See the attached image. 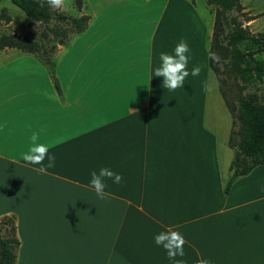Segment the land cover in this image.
Segmentation results:
<instances>
[{"label": "crops", "instance_id": "obj_1", "mask_svg": "<svg viewBox=\"0 0 264 264\" xmlns=\"http://www.w3.org/2000/svg\"><path fill=\"white\" fill-rule=\"evenodd\" d=\"M197 1L97 0L102 19L54 55L61 94L35 55L0 52V218L14 222L15 264H175L154 240L167 230L185 238L184 264H264V166L226 194L230 120L222 144L206 107L215 14ZM182 39L201 72L168 90L154 71ZM33 132L56 158L47 174L22 158ZM105 167L123 180L105 179L102 200L90 180Z\"/></svg>", "mask_w": 264, "mask_h": 264}, {"label": "trees", "instance_id": "obj_2", "mask_svg": "<svg viewBox=\"0 0 264 264\" xmlns=\"http://www.w3.org/2000/svg\"><path fill=\"white\" fill-rule=\"evenodd\" d=\"M25 15L26 22H39L45 26L44 34L37 40L19 38L14 35L0 37V52L5 49H18L25 53L35 55L45 65L51 75L54 87L61 94L59 81L54 69V55L58 46H67L72 36L86 31L91 20L90 16L73 17L64 12H54L46 0H12ZM208 5L215 7V25L211 43L210 65L214 69L219 64L212 54L218 52L225 55L227 46L246 43L248 49L245 54L235 52L231 60L236 73L242 75L247 68H238L237 62L247 57L264 52V38L250 34L239 22L238 16H232L233 12L242 14L244 7L240 0H207ZM76 7L81 10L83 0H76ZM255 18L249 19V21ZM54 22L55 26L50 27ZM232 26L234 32L226 33V29ZM226 34V36H224ZM224 57V56H223ZM257 78L264 75V67H256ZM241 122V140L234 147L236 157L231 164V178L226 186V194L232 183L240 177L248 175L255 167L264 166V103L257 94H249L242 98L238 104ZM6 222H12V218H6ZM14 229V228H13ZM4 227L0 228V264H15L16 250L20 242L14 237L3 236ZM15 231V229H14Z\"/></svg>", "mask_w": 264, "mask_h": 264}, {"label": "rangeland", "instance_id": "obj_3", "mask_svg": "<svg viewBox=\"0 0 264 264\" xmlns=\"http://www.w3.org/2000/svg\"><path fill=\"white\" fill-rule=\"evenodd\" d=\"M86 1V13L94 20V11L100 15L102 19L101 11L96 6L97 0H85ZM186 1V0H184ZM193 1V0H192ZM189 0V3L191 2ZM244 11L242 14L233 12L232 16H238L239 22L243 24V28L248 31L250 34L263 37L264 38V0H240ZM198 8L201 10L202 7L207 5V0H198L195 3ZM96 7V8H95ZM211 12L215 14V7L209 5ZM54 12H64L73 17H79L80 11L76 7V0H65L64 5L60 9L53 8L51 9ZM96 13V12H95ZM152 18V16H151ZM255 18L254 20L249 21V19ZM55 23L52 22L50 27H54ZM99 25H90L89 31L94 32ZM144 30L141 32V37L146 36L148 31L151 29L150 25L143 26ZM88 31V32H89ZM105 30H103L104 32ZM112 31L113 33H122V31H117L110 25L106 27V32ZM232 26L226 29V33L234 32ZM45 32V26L39 22H26L25 15L21 9L12 3V0H0V37L4 35H14L19 38H26L30 40H37L38 37ZM226 36V34L224 35ZM73 36L70 38V40ZM69 40V42H70ZM72 42V40H71ZM71 44V43H70ZM70 44L66 48H70ZM79 44V43H78ZM63 46H58V48ZM248 49L246 43L238 45H229L225 55L221 53H214L215 59L219 61V64L216 65V68L213 67V75H210L208 78V104L207 110L208 113L219 115L220 122L215 128V131L218 133L219 139L222 144H224L227 139V133L225 125L227 121L230 120V135H229V145L232 148L229 151L228 158L226 149L222 148V161H226L236 157L235 145L238 144L241 140V122L239 119L240 112L238 111V104L240 100L246 97L249 94H257L260 98V101L264 103V75L261 79L257 78L256 67L262 65L264 67V52L259 53L247 59L237 62L238 68H247V72H243L242 75L236 73V69L233 66L231 55L235 52H241L245 54ZM77 60V59H76ZM75 60V62H76ZM82 63V62H80ZM228 109V110H227ZM229 111V112H228ZM230 114V115H229ZM221 119L225 120L222 122ZM6 218H0V228L4 227L3 236L4 237H14V222H6Z\"/></svg>", "mask_w": 264, "mask_h": 264}, {"label": "clouds", "instance_id": "obj_4", "mask_svg": "<svg viewBox=\"0 0 264 264\" xmlns=\"http://www.w3.org/2000/svg\"><path fill=\"white\" fill-rule=\"evenodd\" d=\"M50 7L60 9L63 7L65 0H46ZM190 51L189 45L186 40H181L175 47L172 54L162 52L160 54L161 65L154 71V75L157 77H163V87L168 90H176L179 87L184 86V80L190 74L192 76H198L201 72L199 66L192 68L191 73L187 69L189 63V56L187 53ZM212 58L215 59L214 54ZM43 131V129H41ZM40 133L33 132L30 141L31 146L28 151L22 154V158L26 163L33 165H41V167L34 169L39 174H47L49 168L55 167V156L49 155V145L39 143ZM47 159V165H44V161ZM105 179H111L114 183L119 184L123 180L121 174L112 171L109 168H101L99 172H91L90 185L95 189V192L99 199H106L108 193L105 192L106 184ZM264 191V188H262ZM155 243L158 246H162L169 260L175 262V264H184L183 261L176 260L177 256L183 257L185 255L184 245L186 243L185 238L179 231L167 230L158 233L154 237ZM197 264H211L210 260L200 259Z\"/></svg>", "mask_w": 264, "mask_h": 264}]
</instances>
